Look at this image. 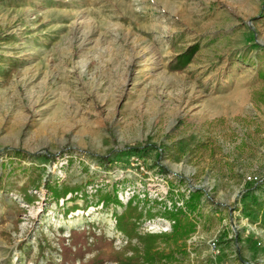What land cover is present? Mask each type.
I'll list each match as a JSON object with an SVG mask.
<instances>
[{"label": "rangeland", "instance_id": "obj_1", "mask_svg": "<svg viewBox=\"0 0 264 264\" xmlns=\"http://www.w3.org/2000/svg\"><path fill=\"white\" fill-rule=\"evenodd\" d=\"M195 191L165 264H264V0H0V264L59 263L57 238L89 227L121 251L131 200L139 235L171 233Z\"/></svg>", "mask_w": 264, "mask_h": 264}, {"label": "trees", "instance_id": "obj_2", "mask_svg": "<svg viewBox=\"0 0 264 264\" xmlns=\"http://www.w3.org/2000/svg\"><path fill=\"white\" fill-rule=\"evenodd\" d=\"M199 46L195 43L187 47L182 53L178 54L170 63L169 69L172 71H182L192 61L198 52ZM143 149L132 147L124 148L120 153L123 155H138ZM102 165L110 163L109 157L99 158ZM51 199L56 203L65 199L71 194V201H75V194L80 190L77 186L63 185L48 187L44 185ZM18 195L28 204L34 203L37 198L29 194L28 187L22 185L18 189ZM86 195L83 196V198ZM200 192L195 191L190 195L189 200L184 202V210L166 211L165 217L173 222L171 233L139 235L137 229L142 219V212L138 211V206L133 205L134 200L129 201L121 214H114V225L118 233L126 238L127 243L123 250L116 251L113 248V242L108 240L104 235H97L90 227L82 230L72 229L69 237L63 236L57 238V245L60 249V262L55 264H106L112 262L115 264H165L173 261L175 253L183 251L182 245L178 241L187 237L193 231V223L190 215L196 210V202L200 198ZM136 198V197H135ZM103 206L113 204L122 206L116 196L103 195L99 200ZM77 205L68 208L70 212L78 210ZM91 240V242H89ZM136 240L137 245L131 243ZM162 241L164 247L168 250L158 249V242ZM174 245V248H169ZM130 253V255H128ZM87 256H90L86 258ZM37 264V263H34ZM46 264H53L48 261Z\"/></svg>", "mask_w": 264, "mask_h": 264}, {"label": "crops", "instance_id": "obj_3", "mask_svg": "<svg viewBox=\"0 0 264 264\" xmlns=\"http://www.w3.org/2000/svg\"><path fill=\"white\" fill-rule=\"evenodd\" d=\"M177 47H178V45H177ZM172 51H174L173 55L175 56L177 54V52L179 51V48H176L173 46Z\"/></svg>", "mask_w": 264, "mask_h": 264}]
</instances>
